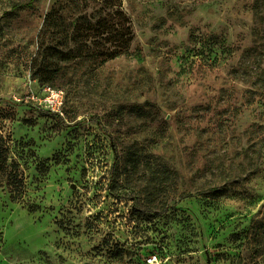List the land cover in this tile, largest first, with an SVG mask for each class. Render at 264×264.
<instances>
[{
	"label": "rangeland",
	"instance_id": "rangeland-1",
	"mask_svg": "<svg viewBox=\"0 0 264 264\" xmlns=\"http://www.w3.org/2000/svg\"><path fill=\"white\" fill-rule=\"evenodd\" d=\"M57 1L0 0V264H264L257 0H123L130 53L64 115L25 94Z\"/></svg>",
	"mask_w": 264,
	"mask_h": 264
},
{
	"label": "trees",
	"instance_id": "trees-1",
	"mask_svg": "<svg viewBox=\"0 0 264 264\" xmlns=\"http://www.w3.org/2000/svg\"><path fill=\"white\" fill-rule=\"evenodd\" d=\"M255 15L259 23L264 21V3L260 0L255 3ZM255 33L260 34V29ZM136 37L123 0H58L38 34L32 75L42 86L75 85L109 61L128 55ZM257 77L264 80V71ZM4 158L0 146V166Z\"/></svg>",
	"mask_w": 264,
	"mask_h": 264
},
{
	"label": "built area",
	"instance_id": "built-area-1",
	"mask_svg": "<svg viewBox=\"0 0 264 264\" xmlns=\"http://www.w3.org/2000/svg\"><path fill=\"white\" fill-rule=\"evenodd\" d=\"M35 81V80H34ZM34 81L30 80L27 84L26 97L37 103L42 109L54 112L56 114L64 115V108L66 103V93L63 89L55 88L49 85L42 86V96H37L33 88ZM154 258L149 260L153 262Z\"/></svg>",
	"mask_w": 264,
	"mask_h": 264
}]
</instances>
